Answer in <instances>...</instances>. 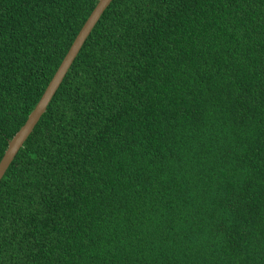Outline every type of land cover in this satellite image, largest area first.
I'll list each match as a JSON object with an SVG mask.
<instances>
[{"label": "trees", "instance_id": "obj_1", "mask_svg": "<svg viewBox=\"0 0 264 264\" xmlns=\"http://www.w3.org/2000/svg\"><path fill=\"white\" fill-rule=\"evenodd\" d=\"M98 0H0V160ZM0 264H264V0H113L0 181Z\"/></svg>", "mask_w": 264, "mask_h": 264}, {"label": "water", "instance_id": "obj_2", "mask_svg": "<svg viewBox=\"0 0 264 264\" xmlns=\"http://www.w3.org/2000/svg\"><path fill=\"white\" fill-rule=\"evenodd\" d=\"M112 1L113 0H98L93 11L87 18L86 22L82 26L77 36L75 37L72 45L70 46L68 52L63 58L55 74L49 81L38 103L34 107L33 111L29 114L25 124L8 142L7 149L0 160V181L3 178L8 167L12 163L13 159L15 158L16 154L33 131L41 116L44 114L47 106L49 105L56 91L60 87L63 79L65 78L68 70L70 69L73 61L81 50L86 39L88 38L91 31L99 21L103 12L108 8Z\"/></svg>", "mask_w": 264, "mask_h": 264}]
</instances>
